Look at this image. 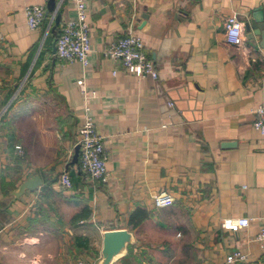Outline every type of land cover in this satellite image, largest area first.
Listing matches in <instances>:
<instances>
[{"label":"crops","instance_id":"crops-1","mask_svg":"<svg viewBox=\"0 0 264 264\" xmlns=\"http://www.w3.org/2000/svg\"><path fill=\"white\" fill-rule=\"evenodd\" d=\"M84 2L86 68L55 58L58 26L48 0H0V264H96L102 233L118 229L135 243L113 264H167L172 255L180 264L193 255L194 264H225L233 251L247 256L237 264H264V241L256 239L264 136L252 127V111L264 103V48L245 32L239 46L224 39L228 17L237 14L244 25L264 0ZM33 5L46 16L31 31L24 9ZM55 6L59 22L74 19L72 0ZM127 33L143 41L156 81L103 56ZM80 80L96 94L88 114L103 139L106 183L71 164L84 115ZM63 172L70 190L57 186ZM32 175L40 186L14 199ZM163 192L172 202L156 208L153 199ZM137 209L149 216L133 228ZM239 218L249 225L221 228Z\"/></svg>","mask_w":264,"mask_h":264},{"label":"built area","instance_id":"built-area-1","mask_svg":"<svg viewBox=\"0 0 264 264\" xmlns=\"http://www.w3.org/2000/svg\"><path fill=\"white\" fill-rule=\"evenodd\" d=\"M75 17L74 19L59 22L58 33L55 39L54 56L65 64L79 63L83 68L88 67V56L91 52L88 34L87 11L84 0H72ZM46 16V10L41 5L27 6L24 9V20L29 30L37 29ZM56 18V12L51 15V22ZM244 38L243 23L237 14L228 17L224 23V39L229 45L239 46ZM103 56L118 63L123 72L133 75L138 79H158L157 70L153 62L145 54L143 41L132 33H127L109 47L103 50ZM116 74V70L112 72ZM81 94L84 115L81 127L78 129L75 146H79V170L94 182L106 183L108 172L106 168L107 157L104 154L102 136L96 132L92 117L89 112V100L94 99L96 94L88 91L83 80L78 82ZM169 107L172 104H168ZM252 127L261 136H264V103L256 106L253 111ZM19 150V146L15 147ZM57 186L63 190L72 189L70 176L63 172L59 175ZM172 197L168 193H160L153 199L156 208H164L171 204ZM261 228L256 236L257 241H264V216L260 218ZM249 225L247 218L236 220L226 219L221 223L223 230L237 232ZM247 256L233 251L225 258V264L242 263ZM83 264V263H77Z\"/></svg>","mask_w":264,"mask_h":264},{"label":"water","instance_id":"water-1","mask_svg":"<svg viewBox=\"0 0 264 264\" xmlns=\"http://www.w3.org/2000/svg\"><path fill=\"white\" fill-rule=\"evenodd\" d=\"M47 10L50 13L56 12L55 0H48ZM262 12V13H259ZM261 14V15H260ZM264 10H256L251 19L244 23L243 28L245 32V38L252 40L255 36L260 37L261 48H264ZM143 18L146 19V16ZM60 17L59 15L55 18V26H58ZM55 39L57 33L54 32ZM55 52V41L53 45ZM157 90L159 91L158 83H156ZM234 143H222L221 147H233ZM79 146L74 147V155L71 160V164L75 165L78 160ZM41 184V181L37 175H32L25 181H23L18 187L17 191L13 194L14 199H18L25 191L34 192ZM135 243L133 234L125 229L118 230H106L102 233V247H101V258L96 264H113L118 259L124 257L127 254L128 246Z\"/></svg>","mask_w":264,"mask_h":264},{"label":"trees","instance_id":"trees-1","mask_svg":"<svg viewBox=\"0 0 264 264\" xmlns=\"http://www.w3.org/2000/svg\"><path fill=\"white\" fill-rule=\"evenodd\" d=\"M75 165H79V155H78L77 163ZM71 183H72V180H71ZM82 216H83V214L80 217H82ZM148 216L149 215L145 211L137 209L130 215V217H129V225H131L133 228H135L142 221L146 220L148 218Z\"/></svg>","mask_w":264,"mask_h":264},{"label":"rangeland","instance_id":"rangeland-1","mask_svg":"<svg viewBox=\"0 0 264 264\" xmlns=\"http://www.w3.org/2000/svg\"><path fill=\"white\" fill-rule=\"evenodd\" d=\"M179 216H180V214L177 213V214H176V219L179 218ZM177 239H180V238H177ZM173 254H174V253H173ZM180 259H181V258H180L179 256H177V255H172L171 257H169L167 264H180V263H179V262H180ZM194 262H195V256L193 255V256L191 257V260H189V262H186L185 264H194Z\"/></svg>","mask_w":264,"mask_h":264}]
</instances>
